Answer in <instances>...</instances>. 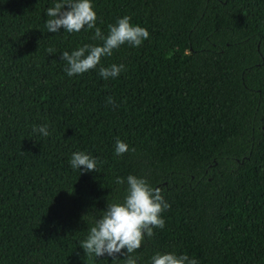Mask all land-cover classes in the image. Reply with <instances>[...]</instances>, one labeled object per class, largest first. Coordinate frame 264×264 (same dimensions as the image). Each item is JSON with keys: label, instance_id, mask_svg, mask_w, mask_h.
<instances>
[{"label": "trees", "instance_id": "1", "mask_svg": "<svg viewBox=\"0 0 264 264\" xmlns=\"http://www.w3.org/2000/svg\"><path fill=\"white\" fill-rule=\"evenodd\" d=\"M56 2L0 0V264H123L80 242L130 174L170 205L138 264H264V0H92L105 35L125 15L150 33L102 58L125 66L108 79L64 71L62 52L102 42L48 32ZM76 151L98 172L72 168Z\"/></svg>", "mask_w": 264, "mask_h": 264}, {"label": "clouds", "instance_id": "2", "mask_svg": "<svg viewBox=\"0 0 264 264\" xmlns=\"http://www.w3.org/2000/svg\"><path fill=\"white\" fill-rule=\"evenodd\" d=\"M48 19L45 27L48 32L58 33L63 28L68 33L94 29L93 39L100 44H84L82 47L69 54L62 52L61 59L66 61L64 71L68 76L84 74L97 69L99 75L104 78H115L125 70L123 64H112L110 67L101 65L104 57H110L113 51L122 45L138 47L149 38L150 33L145 27L131 22V17L125 15L118 18L114 24L108 25V33L105 35L99 27H96L98 19L92 0H59L54 6L46 10ZM48 49V53H53ZM108 103H114L109 97ZM34 133L47 137L49 128L47 124L33 127ZM135 151V149H131ZM129 151L127 143L119 138L115 142L116 155H122ZM103 163L98 158L86 154L83 151L73 152L70 166L79 171L98 172V164ZM127 189L123 201L107 204L102 216L95 221L90 228L87 238L80 242L85 254L95 257L109 256L113 261H118V256H124L123 264H138V257L131 255L144 243L145 237H152L154 229H162L165 220L162 213L170 207L164 200L161 190L153 188L144 178L136 175H128L126 178ZM125 179L116 177L115 184L123 185ZM151 264H198L197 260L186 254L177 255L174 252L161 253L157 251L151 259Z\"/></svg>", "mask_w": 264, "mask_h": 264}]
</instances>
